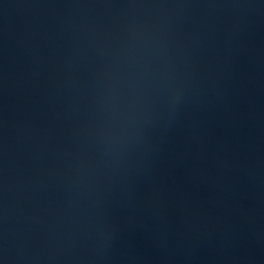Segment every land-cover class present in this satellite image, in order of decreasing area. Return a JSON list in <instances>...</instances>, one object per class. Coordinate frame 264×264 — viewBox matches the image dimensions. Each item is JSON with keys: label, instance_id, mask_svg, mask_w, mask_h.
Masks as SVG:
<instances>
[{"label": "water", "instance_id": "obj_1", "mask_svg": "<svg viewBox=\"0 0 264 264\" xmlns=\"http://www.w3.org/2000/svg\"><path fill=\"white\" fill-rule=\"evenodd\" d=\"M0 264H264V0H0Z\"/></svg>", "mask_w": 264, "mask_h": 264}]
</instances>
